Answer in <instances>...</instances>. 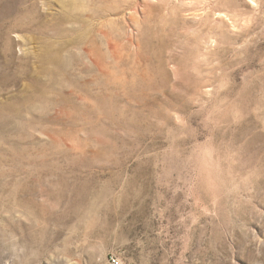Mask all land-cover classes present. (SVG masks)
<instances>
[{
    "label": "rangeland",
    "instance_id": "1",
    "mask_svg": "<svg viewBox=\"0 0 264 264\" xmlns=\"http://www.w3.org/2000/svg\"><path fill=\"white\" fill-rule=\"evenodd\" d=\"M107 17L50 101L2 116L0 264H264V0Z\"/></svg>",
    "mask_w": 264,
    "mask_h": 264
},
{
    "label": "bare ground",
    "instance_id": "2",
    "mask_svg": "<svg viewBox=\"0 0 264 264\" xmlns=\"http://www.w3.org/2000/svg\"><path fill=\"white\" fill-rule=\"evenodd\" d=\"M110 1L0 0V87L20 85L23 80L28 87L26 94L0 99V134L5 122L2 116H22L21 104L32 109L39 98L46 104L51 89L63 85L58 76L79 57L73 53L83 32L79 26L85 27L90 18L122 14L127 0H115L114 5ZM85 2H95L98 9L85 7ZM122 20L126 22L125 15ZM95 47L93 40L87 51L93 53Z\"/></svg>",
    "mask_w": 264,
    "mask_h": 264
},
{
    "label": "built area",
    "instance_id": "3",
    "mask_svg": "<svg viewBox=\"0 0 264 264\" xmlns=\"http://www.w3.org/2000/svg\"><path fill=\"white\" fill-rule=\"evenodd\" d=\"M112 263L113 264H121L120 260H118L116 258H112Z\"/></svg>",
    "mask_w": 264,
    "mask_h": 264
}]
</instances>
